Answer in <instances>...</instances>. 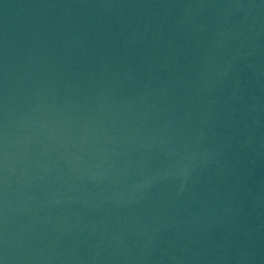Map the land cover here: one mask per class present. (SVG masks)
Segmentation results:
<instances>
[{
	"label": "water",
	"instance_id": "water-1",
	"mask_svg": "<svg viewBox=\"0 0 264 264\" xmlns=\"http://www.w3.org/2000/svg\"><path fill=\"white\" fill-rule=\"evenodd\" d=\"M0 264H264V0H0Z\"/></svg>",
	"mask_w": 264,
	"mask_h": 264
}]
</instances>
